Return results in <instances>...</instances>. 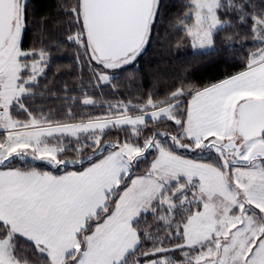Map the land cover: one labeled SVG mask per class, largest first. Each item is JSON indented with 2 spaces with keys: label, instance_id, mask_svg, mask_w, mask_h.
<instances>
[{
  "label": "snow or ice",
  "instance_id": "1",
  "mask_svg": "<svg viewBox=\"0 0 264 264\" xmlns=\"http://www.w3.org/2000/svg\"><path fill=\"white\" fill-rule=\"evenodd\" d=\"M0 264H264V0H0Z\"/></svg>",
  "mask_w": 264,
  "mask_h": 264
},
{
  "label": "trees",
  "instance_id": "2",
  "mask_svg": "<svg viewBox=\"0 0 264 264\" xmlns=\"http://www.w3.org/2000/svg\"><path fill=\"white\" fill-rule=\"evenodd\" d=\"M41 3L46 8L55 9L56 0H41ZM169 3L179 6L181 0H169ZM175 10V8L172 9V11ZM192 51L193 50L191 49L190 45L187 48H181L178 53L177 50L173 48V53L175 54V56L172 59V67L176 73L188 75L193 82L205 84L213 78L223 75V73L227 70H234L232 68V62L225 63L222 60H217L214 56H203L194 61L191 56ZM159 56V53L155 52L154 50H150L146 54L144 60L159 59ZM66 64H71L70 56H61L57 58L55 64H53V71H55V68L57 66ZM62 71H67V69H62ZM62 78L70 81L74 79V77H70L67 75L63 76ZM151 86L152 79L150 77L146 78L142 85H139V87H142L143 89H148ZM130 87L133 89V91H135L138 85L133 84L130 85ZM158 87L161 92H163L164 82H161ZM109 98L114 99V97Z\"/></svg>",
  "mask_w": 264,
  "mask_h": 264
}]
</instances>
